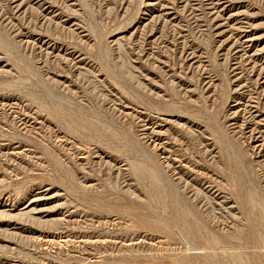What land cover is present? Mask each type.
I'll list each match as a JSON object with an SVG mask.
<instances>
[{"label": "rangeland", "instance_id": "374dc122", "mask_svg": "<svg viewBox=\"0 0 264 264\" xmlns=\"http://www.w3.org/2000/svg\"><path fill=\"white\" fill-rule=\"evenodd\" d=\"M0 264H264V0H0Z\"/></svg>", "mask_w": 264, "mask_h": 264}]
</instances>
